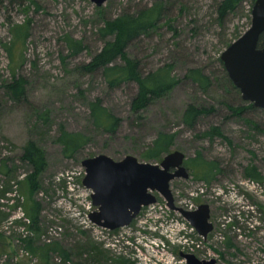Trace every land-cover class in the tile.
<instances>
[{"label": "rangeland", "instance_id": "rangeland-1", "mask_svg": "<svg viewBox=\"0 0 264 264\" xmlns=\"http://www.w3.org/2000/svg\"><path fill=\"white\" fill-rule=\"evenodd\" d=\"M218 2L106 0L98 7L90 0H0V264H95L80 257L85 246L100 260L122 255L137 264H185L180 253L217 264H264V109L242 99L220 59L225 45L250 27L255 0H243L223 19ZM156 4L162 19L127 51L145 71L172 64L179 83L167 97L135 113V83L111 88L100 71L90 74L83 66L103 47L100 29L107 20ZM70 40L82 50L76 52ZM191 69L207 76L206 86L187 76ZM13 76L26 81L23 101L12 100L5 89ZM96 100L119 119L115 133L93 122L91 104ZM188 105L208 110L193 128L183 122ZM60 126L87 139L72 158L57 141ZM213 126L220 136L203 135ZM159 134L173 136V145L158 160L146 159ZM29 140L47 161L37 189L27 184L31 167L20 159ZM173 151L184 154L189 177L174 179L170 189L178 201L209 205L213 230L206 239L179 214L170 213L159 195L117 233L82 229L72 217L79 204L67 197L64 181L54 183L55 176L68 173L79 185L82 160L97 155L115 161L130 155L159 164ZM192 161L216 166L209 182L198 179ZM252 168L262 183L245 177ZM81 192L76 188V195ZM24 225L30 231L25 236L18 233ZM59 225L62 233L51 243L68 254L69 262L59 249L48 252L47 260L39 251L33 254L30 249L45 246L49 229ZM127 240L133 245L125 249Z\"/></svg>", "mask_w": 264, "mask_h": 264}, {"label": "trees", "instance_id": "trees-1", "mask_svg": "<svg viewBox=\"0 0 264 264\" xmlns=\"http://www.w3.org/2000/svg\"><path fill=\"white\" fill-rule=\"evenodd\" d=\"M159 1L162 3L166 0ZM242 2L243 0H219L217 4L219 19H223L230 13L235 12L242 5ZM162 17L163 10L160 5L156 4L150 8L141 9L137 14L125 12L115 18L107 20L100 29V35L104 41L103 47L83 66V69L90 74L100 71L106 83L111 88H118L130 82L135 83L137 92L131 100V110L135 113L143 111L157 100L167 97L179 83V80L173 76L172 64H165L155 70L145 71L141 67V62L136 58H132L127 51L128 47L135 41L143 36L149 35L156 28ZM232 41L225 45L226 48ZM69 46L74 49L77 48L76 52L82 50L81 45L76 41L73 42L70 40ZM263 46L264 32L261 34L258 42V47ZM187 76L202 86L207 85V76L198 69L189 70ZM25 85L26 81L24 78L13 76V79L5 84V89L12 100L20 102L25 99ZM250 105L252 107L251 103ZM239 110L236 109L237 112H240ZM91 111L93 122L97 127L103 128L110 134L115 133L119 126V119L111 115L105 108H102L99 100L91 104ZM207 113L208 110L206 108L188 105L183 114V122L188 127L193 128L198 119ZM219 131L218 127L213 126L207 132H204L203 135L209 137L220 136ZM57 141L61 144L62 151L68 158H72L87 143V139L83 135L67 132L62 126L59 127ZM172 145L173 136L159 134L154 142V146L145 157L146 159L158 160L163 153L168 152ZM20 159L31 167V171L27 174L26 178L27 184L33 189L39 188V178L47 168L44 151L34 141L29 140L23 147ZM193 161L191 163L192 170L197 176L200 175L198 179L209 182L217 171L216 166L210 162L201 164L202 162L198 161L196 164ZM245 177L261 183L263 182V178L253 168L245 172ZM37 214V210L34 211L35 222L38 216ZM120 230L117 229L110 233H117ZM84 232L86 231L82 233ZM53 244L54 248L51 247ZM53 244L50 242L43 247L33 250L30 249V251L36 255L39 251L41 258L47 260L48 252H57L59 249L60 254L64 257V262H69L68 254L58 248L57 243ZM131 245H133V242L127 240L124 248L128 249ZM85 248L86 250H83L80 255L81 258H85V261L89 259L86 257H90L95 260L93 261L95 264H137V261H133L132 258H127L122 255L112 259L102 256V261L100 260L101 255L91 254L94 250L86 246ZM42 262L47 264V261Z\"/></svg>", "mask_w": 264, "mask_h": 264}, {"label": "water", "instance_id": "water-1", "mask_svg": "<svg viewBox=\"0 0 264 264\" xmlns=\"http://www.w3.org/2000/svg\"><path fill=\"white\" fill-rule=\"evenodd\" d=\"M100 7L106 0H90ZM264 32V0H255L251 9L250 27L234 40L220 59L227 75L240 91L244 101L264 109V46L258 47ZM185 156L173 151L159 164L139 162L133 156L115 161L106 155L82 160L85 175L83 186L90 191L93 207L88 219L100 228L114 231L128 227L143 208L161 196L170 211L177 212L203 239L213 230L210 207L202 204L194 211L177 207L170 189L174 179H188ZM186 264H217L215 259L201 260L193 254L180 253Z\"/></svg>", "mask_w": 264, "mask_h": 264}, {"label": "built area", "instance_id": "built-area-1", "mask_svg": "<svg viewBox=\"0 0 264 264\" xmlns=\"http://www.w3.org/2000/svg\"><path fill=\"white\" fill-rule=\"evenodd\" d=\"M84 175H85V172H79L77 174V176L81 179V182L79 183V185H76L73 182V177L71 176V174H68V173H61V174H58L57 176H55L54 183H60L61 181H64L63 183L65 184V190H66L67 197L68 198L73 197V200L79 204V206L75 205L72 208V210L74 211L72 214V217H74V219L79 222L78 224L80 225V227L82 229H85V230L86 229H100L102 231H106V232L110 233L111 231H109V230H106V229H103V228H100V227L93 225L88 219L89 214L92 211H94V207H93L91 200H90V192H88V190L82 184V180H83ZM76 188L82 189L81 194L76 195V193H75ZM79 198L81 200H78ZM175 203L177 206L184 208L188 211H194L197 209L196 204H194L193 202L186 201V200H181V201L179 200L178 201L176 199V197H175ZM68 208L71 209V206H68ZM165 208L168 209L166 207V205H165ZM20 219H22V218H18L16 220H20ZM181 219L184 220L183 218H181ZM29 232L30 231L25 229V225L21 226V228H19V230H18V233H20L24 236L27 235ZM61 233H62V227H60V226L51 227L47 233V236H45L44 239H45L46 243H50V242H52V238L59 237L61 235Z\"/></svg>", "mask_w": 264, "mask_h": 264}, {"label": "bare ground", "instance_id": "bare-ground-1", "mask_svg": "<svg viewBox=\"0 0 264 264\" xmlns=\"http://www.w3.org/2000/svg\"><path fill=\"white\" fill-rule=\"evenodd\" d=\"M60 226V225H59ZM16 239H17V237H16Z\"/></svg>", "mask_w": 264, "mask_h": 264}]
</instances>
